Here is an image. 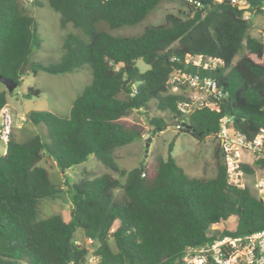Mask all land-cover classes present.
Instances as JSON below:
<instances>
[{
	"label": "trees",
	"instance_id": "1",
	"mask_svg": "<svg viewBox=\"0 0 264 264\" xmlns=\"http://www.w3.org/2000/svg\"><path fill=\"white\" fill-rule=\"evenodd\" d=\"M23 1L42 6L41 0H0V76L20 87L22 69L66 75L87 67L92 81L68 116L29 112L28 121L43 126L46 140L35 135L19 142L12 135L6 153L0 154V264H81L87 250L75 244L78 232L95 242L101 264H170L218 235L264 230V201L249 188L229 183L221 144L214 152L212 178L187 175L172 156L173 143L167 158L130 171L121 169L115 157L118 148L143 138L144 130L126 119L134 110L149 111L151 103L181 125L179 133L197 141L218 137L225 118L249 141L264 130V43L252 36L251 19H244L243 10L230 0H47L60 15V27L72 25L79 34H67L60 62L46 66L30 61L43 41ZM245 1L251 15L264 13V0ZM167 2L184 4L188 13L167 15L164 24L132 37L96 27L139 25ZM200 56L217 59L219 65L194 66L191 60ZM138 61L150 68L141 72ZM176 71L212 79L224 97L181 114L178 104L191 101L170 93ZM12 93H0V109ZM40 95L41 90L29 88L23 98ZM150 122L154 133L167 128L164 119ZM45 156L62 172L92 157L109 172L71 185L68 221L59 215L39 219V200L59 199L63 192L40 165ZM258 164L264 166V159ZM241 168L253 173L247 165ZM232 217L234 231L211 234L214 225Z\"/></svg>",
	"mask_w": 264,
	"mask_h": 264
},
{
	"label": "rangeland",
	"instance_id": "2",
	"mask_svg": "<svg viewBox=\"0 0 264 264\" xmlns=\"http://www.w3.org/2000/svg\"><path fill=\"white\" fill-rule=\"evenodd\" d=\"M221 2L222 0H217ZM42 6H33L31 1H23V4L39 24V33L42 38V46L35 49L30 57L34 63H42L46 66L57 64L63 55V43L67 34L79 32L69 25L66 29L60 27V15L54 12L48 5L47 0H41ZM188 13V8L178 2H167L158 6L156 11L150 14L142 23L132 27H122L117 30H111L105 23H99L96 27L98 30L108 32L113 36L132 37L142 34L147 28L158 26L165 23L167 15H175L183 18ZM251 23L253 25L251 34L264 43V13L252 14ZM239 58V57H238ZM237 58V59H238ZM141 72L148 70L150 67L142 61L137 63ZM23 82L17 87L12 95L9 96V107L14 108V113L19 115L18 125L19 137H15L19 142H27L35 135H40L46 140L45 130L42 125L35 126L28 121L27 117L31 111H48L59 116H68L73 101L76 97L91 83L92 73L87 67H83L73 73L66 75H52L39 71L36 75L26 70L22 73ZM6 87L0 83V90ZM29 88L41 90L39 97L24 99ZM170 93L184 96L190 101L196 103L207 102L209 98L201 91L191 89L187 82L178 80L173 75L170 80ZM149 111L143 109L134 110L128 117L127 121L133 126L142 128L144 136L141 140L132 142L120 147L115 152V157L119 167L125 171H130L138 167L141 163L152 164L158 157L167 158L171 143L174 144L172 156L176 159L187 175L192 178H212L216 173L214 152L216 147L221 144L219 137H208L203 141H197L189 134L179 133L175 128L172 116L158 110L154 103H151ZM12 109V108H11ZM161 118L167 123V128L163 132L154 133V127L151 125V119ZM228 130L231 127L226 125ZM151 139L149 146L146 144ZM148 153L146 154V150ZM259 156L250 151L242 152L241 163L251 167L253 173L244 171L243 184L259 199L256 183L264 180V166L258 164ZM241 164V165H242ZM46 168L50 174L51 182L59 186L63 192L59 199H40L38 204L39 219L59 215L64 220L70 219L72 210L70 187L74 183L89 181L109 173L104 166L95 158L88 159L87 162L62 172L56 163L48 156H45L40 164ZM118 177V176H116ZM125 182V177H120ZM121 196V190L116 192ZM236 219L232 217L224 224L214 225L211 230L213 233H221L224 230L234 231L236 229ZM118 223H115L112 231H115ZM76 240L83 246L86 245L85 238L78 232ZM110 245L114 252L117 247L113 238L110 239Z\"/></svg>",
	"mask_w": 264,
	"mask_h": 264
},
{
	"label": "built area",
	"instance_id": "3",
	"mask_svg": "<svg viewBox=\"0 0 264 264\" xmlns=\"http://www.w3.org/2000/svg\"><path fill=\"white\" fill-rule=\"evenodd\" d=\"M230 1L244 11L245 20L251 19L250 5L245 0ZM262 9L264 10V8ZM191 62L194 66L203 69L215 68L219 65L217 59L204 56L197 57ZM173 75H176L178 80L187 82L191 89L203 92L209 99L220 100L224 97V93L216 87L215 82L210 78L190 75L181 71H176ZM203 105L212 104H209V101L200 103L191 101L189 105L182 102L178 104V110L187 116ZM18 117L19 115H16L8 105L0 109V147L5 150L14 129L20 126ZM227 123L226 118L222 120V129L218 137L221 140L224 153L228 181L234 186L244 187V170L241 168L242 152L250 150L256 153L260 159H264V130H261L252 141H249L246 136L240 135L232 129L228 130ZM176 124L175 128L179 130L181 125ZM255 188L261 200L264 201V180L256 183ZM85 243L86 245L83 246L77 240L75 241L76 245L87 250L85 260L81 264H101V258L96 254L95 242L90 238H85ZM170 264H264V230L239 237L218 235L209 243L188 249L181 259Z\"/></svg>",
	"mask_w": 264,
	"mask_h": 264
},
{
	"label": "water",
	"instance_id": "4",
	"mask_svg": "<svg viewBox=\"0 0 264 264\" xmlns=\"http://www.w3.org/2000/svg\"><path fill=\"white\" fill-rule=\"evenodd\" d=\"M24 72V69H22L21 73ZM0 83H2L3 85H5L6 89L8 90L9 93H12L18 86L16 83H14L12 80L4 78L2 76H0ZM174 125H177L176 123H174ZM150 138L148 139V142L146 144V146H149V142H150ZM148 153V149L146 150V154Z\"/></svg>",
	"mask_w": 264,
	"mask_h": 264
},
{
	"label": "crops",
	"instance_id": "5",
	"mask_svg": "<svg viewBox=\"0 0 264 264\" xmlns=\"http://www.w3.org/2000/svg\"><path fill=\"white\" fill-rule=\"evenodd\" d=\"M2 84V83H1ZM5 86V85H4ZM7 91V89L5 88V89H3V90H0V93H2V92H6ZM8 106H9V101H8V104H7ZM12 108V110L14 111V108L13 107H11ZM21 126V125H20ZM20 126L19 127H17V128H15L14 129V131H13V136H14V138L17 136V137H19V132L20 131H17L16 132V136H15V130H17V129H19L20 128ZM16 139V138H15ZM17 140V139H16ZM5 149L3 148V147H0V154L1 155H4L5 154ZM67 172V171H66Z\"/></svg>",
	"mask_w": 264,
	"mask_h": 264
}]
</instances>
